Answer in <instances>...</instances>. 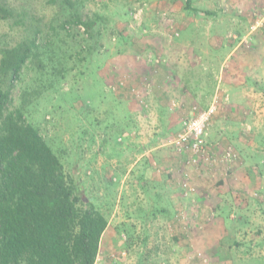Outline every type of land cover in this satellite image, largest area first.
<instances>
[{
  "label": "rangeland",
  "instance_id": "obj_1",
  "mask_svg": "<svg viewBox=\"0 0 264 264\" xmlns=\"http://www.w3.org/2000/svg\"><path fill=\"white\" fill-rule=\"evenodd\" d=\"M191 1L213 11L214 0ZM225 1L214 18L187 11L183 0H75L82 13L98 16L92 37L77 26L81 55L63 29L51 36L48 64L64 76L52 74L26 113L67 174L78 175L86 200L112 220L95 264H264V98L245 118L250 127L234 130L242 139L208 143L214 160L185 169L188 150L173 143L193 110L179 108L182 86L197 82L190 72L204 74V91L222 73L228 42L264 34V25L252 26L256 10L247 16L249 31L230 26L235 17ZM52 12L40 9L41 20ZM23 29L0 21V36L11 42L29 33ZM211 41L223 47L213 50ZM198 50L206 56L190 61ZM24 75L23 85L33 71ZM230 145L238 157L227 164L218 158ZM184 170L194 191L181 186Z\"/></svg>",
  "mask_w": 264,
  "mask_h": 264
},
{
  "label": "trees",
  "instance_id": "obj_2",
  "mask_svg": "<svg viewBox=\"0 0 264 264\" xmlns=\"http://www.w3.org/2000/svg\"><path fill=\"white\" fill-rule=\"evenodd\" d=\"M183 3L189 12L213 13L191 0ZM44 8L53 11L45 22ZM97 19L75 0H0V21L29 32L15 42L0 36V264H95L108 218L86 200L78 175L67 174L26 112L51 87L52 74L64 76L63 67L48 64L55 59L51 36L57 28L78 41L75 55H81L77 26L92 37ZM26 70L33 76L23 85Z\"/></svg>",
  "mask_w": 264,
  "mask_h": 264
},
{
  "label": "crops",
  "instance_id": "obj_3",
  "mask_svg": "<svg viewBox=\"0 0 264 264\" xmlns=\"http://www.w3.org/2000/svg\"><path fill=\"white\" fill-rule=\"evenodd\" d=\"M205 1L208 2L209 0ZM214 1L215 3L212 5L213 8H211L213 10L211 16H214L215 18V15L218 14L219 10L222 9L227 3H225V0ZM228 1L232 2V5L229 7V11L231 12L230 14L235 17L230 19L232 20L230 26H239V31L241 32L249 31V26L252 24H250L251 21L250 19H247V16L250 15L253 10H256L259 15L252 26H259L261 24L262 26L264 25V16L261 15L262 13L264 14V0ZM197 7L203 9L201 6ZM202 15H204V13ZM219 18L221 19L220 16ZM261 19H263L262 23H260ZM190 23L191 22H184V25L188 26ZM251 36L253 37L254 41L249 40L247 44L243 43L238 45L228 42L229 48L227 49L228 51L226 53V57L221 62L222 65L220 70L222 69V73L221 75H215L216 80L211 79V86L208 85V88H205V90L202 91V84L198 81H202V79H204V74L193 71L190 73L192 76L196 75V80L198 83L196 82L194 84V88H190L191 91H187L189 83L186 82L187 84H185V92L182 94L184 99H181L182 101L180 100L179 102L180 109L182 107L187 108L190 113L194 107L199 106L206 108L209 105L214 104L216 108L209 124L211 127L208 126L209 128H207V151L208 143L217 144L220 137L228 142L234 141V138L237 136H239V139H242L243 133L241 130L238 131V133L234 132V130L239 127H244V125L246 128H249L250 124L245 121L247 114L252 112V108H254L253 111L255 112H259L261 110L257 109L258 106L256 102H258L260 98H264V34L256 32L254 36ZM210 46L213 50H219L223 47V44L221 42H215L212 44L211 41ZM198 53L200 54L199 56H191L189 60L197 62L198 58L201 56L202 58L206 56L202 55L199 50ZM205 54H210V52L207 51ZM186 67L189 68V66ZM162 79H164L163 76ZM164 86V84L161 85V89ZM182 88H184V85ZM205 98H207L208 101L206 100L207 104L203 107L201 104H205ZM177 104H175V106ZM179 131L177 133H179ZM186 149L189 152V149ZM202 161V164H205V160L203 159ZM185 167V169H188L191 167V165L185 164ZM111 222L112 220H108V226L104 232H113Z\"/></svg>",
  "mask_w": 264,
  "mask_h": 264
},
{
  "label": "built area",
  "instance_id": "obj_4",
  "mask_svg": "<svg viewBox=\"0 0 264 264\" xmlns=\"http://www.w3.org/2000/svg\"><path fill=\"white\" fill-rule=\"evenodd\" d=\"M215 105L211 104L206 108L194 107L191 115L183 122L181 130L173 143L175 147L182 149L188 148L189 152L185 160L186 165H196L200 159H204L205 163L214 160V155L209 154L207 151V128L211 122L212 115L215 112ZM237 154L231 146H227L221 153V162L230 164L235 161ZM181 186L185 190L194 191L195 188L191 186L188 181V172H182Z\"/></svg>",
  "mask_w": 264,
  "mask_h": 264
}]
</instances>
